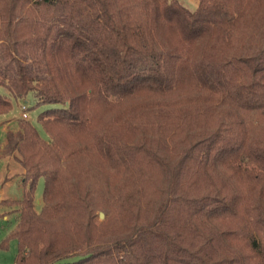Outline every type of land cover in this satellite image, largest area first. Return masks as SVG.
<instances>
[{"label": "trees", "instance_id": "obj_1", "mask_svg": "<svg viewBox=\"0 0 264 264\" xmlns=\"http://www.w3.org/2000/svg\"><path fill=\"white\" fill-rule=\"evenodd\" d=\"M196 1L0 0L13 264H264V0Z\"/></svg>", "mask_w": 264, "mask_h": 264}, {"label": "rangeland", "instance_id": "obj_2", "mask_svg": "<svg viewBox=\"0 0 264 264\" xmlns=\"http://www.w3.org/2000/svg\"><path fill=\"white\" fill-rule=\"evenodd\" d=\"M179 1L189 9H194L197 4L196 0ZM0 92H5V90L0 87ZM11 100V109L7 113L0 114V144H3L5 141V131L8 128H15L16 118L23 117V112H26L25 118L29 119L37 127L40 134L46 137V132L37 122V115L40 111L52 104H36L31 98L27 101L14 98H11ZM23 105L25 106V109H22ZM23 177L24 169L19 161V155L17 152L9 156L0 155V187L2 191L0 201L2 199H20L23 196ZM43 186V177H39L36 181L34 190V205L37 210L41 205ZM15 217L16 211H14V209L0 203V242L14 227ZM16 251V240L14 238L8 239L7 246L5 248H0V264H13Z\"/></svg>", "mask_w": 264, "mask_h": 264}, {"label": "water", "instance_id": "obj_3", "mask_svg": "<svg viewBox=\"0 0 264 264\" xmlns=\"http://www.w3.org/2000/svg\"><path fill=\"white\" fill-rule=\"evenodd\" d=\"M37 202H39V201H37ZM103 216H104V213L102 211H99V218H103Z\"/></svg>", "mask_w": 264, "mask_h": 264}, {"label": "built area", "instance_id": "obj_4", "mask_svg": "<svg viewBox=\"0 0 264 264\" xmlns=\"http://www.w3.org/2000/svg\"><path fill=\"white\" fill-rule=\"evenodd\" d=\"M22 109H25V106L23 105V108ZM26 116V112H23V117Z\"/></svg>", "mask_w": 264, "mask_h": 264}, {"label": "crops", "instance_id": "obj_5", "mask_svg": "<svg viewBox=\"0 0 264 264\" xmlns=\"http://www.w3.org/2000/svg\"><path fill=\"white\" fill-rule=\"evenodd\" d=\"M1 194H2V191H1V187H0V198H1Z\"/></svg>", "mask_w": 264, "mask_h": 264}]
</instances>
